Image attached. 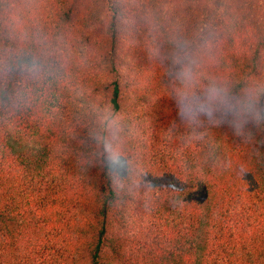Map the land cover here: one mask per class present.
<instances>
[{
	"label": "trees",
	"instance_id": "trees-1",
	"mask_svg": "<svg viewBox=\"0 0 264 264\" xmlns=\"http://www.w3.org/2000/svg\"><path fill=\"white\" fill-rule=\"evenodd\" d=\"M178 45L205 82L264 81V0H0V61L64 73L0 81V264H264V126L191 139Z\"/></svg>",
	"mask_w": 264,
	"mask_h": 264
},
{
	"label": "clouds",
	"instance_id": "clouds-1",
	"mask_svg": "<svg viewBox=\"0 0 264 264\" xmlns=\"http://www.w3.org/2000/svg\"><path fill=\"white\" fill-rule=\"evenodd\" d=\"M172 59V76L177 82L174 88L177 115L190 129L191 139L202 137L197 130L205 123L229 125L238 136L249 135V125L264 126V81H253L240 88L217 78H208L205 82L199 62L179 45ZM63 75L54 54L45 51L21 50L12 63L6 65L0 61V81L15 77V87L9 95L19 99H32L58 84ZM6 102L0 99V103Z\"/></svg>",
	"mask_w": 264,
	"mask_h": 264
}]
</instances>
